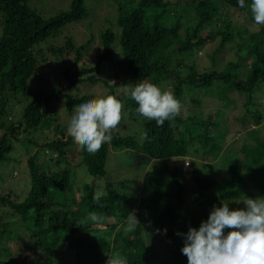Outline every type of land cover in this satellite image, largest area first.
<instances>
[{
    "label": "trees",
    "instance_id": "1",
    "mask_svg": "<svg viewBox=\"0 0 264 264\" xmlns=\"http://www.w3.org/2000/svg\"><path fill=\"white\" fill-rule=\"evenodd\" d=\"M27 1L0 0V117L5 114L4 91L13 94L22 90L29 97L19 122L0 123V129L4 130L0 136V161L11 150L6 132L10 131V136L17 140L19 130L28 134L48 122L50 103L58 101L59 97L64 100L67 113L89 98L71 96L57 89L46 93L44 89L34 90L26 85L38 64L44 60L41 51L35 52L34 46L55 35L63 26L84 18V0H71L66 12L46 21L25 6ZM133 1H136L134 7L126 12L117 6L115 25L119 29V57L114 59L110 49L115 34L104 30L99 35L102 53L97 56L95 64L91 68L81 67L75 72L64 69L62 78L68 84L87 82L92 85L98 79H93L91 74L97 73L99 66L106 63L122 89L126 85L144 81L155 85L166 82L181 104L186 95L191 98L194 94L192 102L199 107L201 101L195 98L199 89L210 90L214 87L216 93L222 88L228 93H243L245 113L239 120L243 124L249 115L252 127L246 132V142H241L238 153L229 151L221 160L218 158L220 134L210 133L219 126V120H211L209 116L204 120L193 117L182 119L178 115L158 127L155 121L139 116L136 112L138 105L122 91L116 98L125 101L129 119H140L142 142L137 144L133 137L121 136L112 130L111 143H104L98 152L90 154L67 135L68 124L53 127L58 137L40 148L53 153L57 159L50 156L37 163L35 154L27 160L29 187L21 201H13L9 193L0 195V207L11 212L7 219L0 215V264H10L9 258L21 248L24 263L19 264H54L52 261L59 260L64 253L71 255L72 264H106V253L113 252L125 256L128 264H188L187 257L181 252L184 241L172 233L179 225L181 234H186L192 227L190 222H181L185 189L176 176L169 178L173 185L171 194L160 192L162 189H151L137 201L132 193L117 191L112 184L96 199L94 196L97 195L92 194L86 185L75 195L60 197L75 175L74 170L67 169L65 161L66 151L75 146L79 148L75 167L80 168L84 175L102 178L109 150L123 152L129 159L128 168L141 169L153 161L191 156L188 150L196 143L203 150V157L217 158L215 173L221 175L220 179L215 180V177H204L200 171L191 169L190 180L199 193L216 188L217 197L213 203L219 202L218 207L228 203L230 210L234 204V207L240 206L247 198H264V133L257 128L262 115L247 107L251 104L249 96L255 86L264 85V25L250 32L246 28L234 29L229 22H223L221 28L201 35L203 26L219 18L220 11L225 8L244 11L254 22L250 9L240 8L237 0H220L221 10H218L217 3L204 0L195 5V25L181 33L178 22L168 25L161 20L169 2ZM216 37H219L217 49L230 44L235 57L225 64L223 71L197 73L189 67V72L181 77L178 69L184 67L182 61L177 62L175 67L171 66L168 55H187L193 48L201 49ZM91 41L89 39L74 47L71 39L66 38L63 46L54 53L62 55L63 51L73 52L74 65L81 60V54L87 51ZM241 68L246 71L243 80L236 77L237 70ZM103 86L108 88L105 97L115 96L116 91L112 87ZM23 144L32 143L24 139ZM129 183L127 180L117 181V186L130 187L132 183ZM255 192L258 194L255 195ZM135 202L142 211L139 215L133 213ZM202 208H197L199 214L209 216V211ZM92 212L100 217L95 222L88 219ZM129 213L138 220L131 231L127 230L131 227L128 223ZM228 231L230 229H225V232ZM165 242L168 245H164L163 253H159V244ZM10 243L19 250L12 252ZM59 250L61 252L58 253Z\"/></svg>",
    "mask_w": 264,
    "mask_h": 264
},
{
    "label": "rangeland",
    "instance_id": "2",
    "mask_svg": "<svg viewBox=\"0 0 264 264\" xmlns=\"http://www.w3.org/2000/svg\"><path fill=\"white\" fill-rule=\"evenodd\" d=\"M71 0H29L25 3V6L39 16L43 21L54 17L55 15L66 12L69 8ZM170 3L167 9L163 12L161 20L168 25H172L178 22L181 33L186 29H191L196 23L195 17V5L204 0H166ZM211 3L218 4V10H221L220 0H207ZM127 2V3H126ZM130 2V3H129ZM136 1L133 0H84L83 7L86 16L78 22L69 23L58 30L55 35L47 37L45 40L39 42L34 46V50L41 51V58H44L43 62L38 64V68L33 76H31L26 85L30 89L39 90L44 89L46 93H49L53 89L61 90L64 94L71 96H87V101L92 99L104 98L108 90L106 84L112 87L115 92V97H119L120 92L123 89L118 85L117 80L112 77V70L109 65L102 63L99 66L98 72L91 74L94 81L92 85L87 82L80 84H68L65 81L61 73L64 69H68L70 72H75L81 67L91 68L96 61L97 56L102 53V48L99 42V35L104 30H110L115 34L114 40L111 44V54L114 59H117L120 55L118 40L119 29L115 25L117 17V8H121L123 12H126L130 8L134 7ZM129 3V4H128ZM251 0H245L246 7L250 5ZM118 6V7H117ZM219 18L204 25L201 30V35L205 32L214 31L222 27L223 22H229L230 26L234 29H247L250 32L256 31L261 25H256L248 14L241 10L225 8L220 11ZM179 37V36H178ZM69 38L72 41L74 47L84 44L91 39V43L87 47V51L81 54V60L73 65L74 55L73 52L63 51L62 55H57L55 50L62 47L65 39ZM219 37H216L212 42L206 43L201 49L193 48L187 55H168V60L172 67L176 66L177 62L183 64V68L178 69L181 77L189 72L192 68L197 73L202 71H215L220 72L225 68V64L234 60L233 51L230 44H226L221 49H217ZM217 49V50H216ZM190 67V68H189ZM245 72L242 68L237 70L236 77L239 80H243ZM162 91H170L171 86L166 82H161L157 85ZM68 88V89H67ZM214 87L209 89H199L195 94V98L200 100V106H196L194 102V94L191 98H186L184 103L181 104L180 116L182 119L186 117L196 118V120H204L206 116H209L211 120H219V126L216 129L211 130L210 133L220 134L219 143L221 149L218 154V158L221 160L227 156L229 151H235L236 153L241 142H246V132L251 130V122L249 115L246 116V121L240 123V117L245 113L244 108V94L239 92H231L223 90V88L216 93ZM206 92V93H205ZM2 97L5 99V114L0 117V123L15 124L19 122L24 106L29 102V97H26L24 92L18 91L16 93H9L4 91ZM250 105L247 106L250 110H255L262 115L260 126L257 127L262 133H264V85L257 84L252 90L250 96ZM85 101V102H87ZM84 102V103H85ZM123 105L122 119L119 125L113 129L121 136H131L137 144L142 142L141 137V122L140 119L135 121L129 119L128 109L125 107V101H121ZM48 122L41 124L34 131L24 134L17 132V140H14L10 136V131L6 132V140L11 145V150L4 154L0 161V195H6L9 193L11 199L15 202L21 201L25 192L29 187V178L26 168L27 160L36 154L37 163L46 160L48 157H57L49 152L43 151L40 147L44 144L50 143L52 140L58 137L53 131V127L57 125L68 124L73 114L67 113L64 108V100L59 97L58 101L53 100L50 103L47 111ZM4 133L3 129H0V136ZM20 133V134H19ZM16 135V134H15ZM28 139L32 144H23V140ZM196 153H193V151ZM191 156L184 158H171L165 160H158L149 163L144 168H132L129 167V159L123 152L109 150V155L106 164V171L102 178L89 177L81 173L80 168H76L78 163L77 146L66 151L65 161L68 164L67 169L69 171L74 170L75 175L71 178L67 189L61 194L60 197L72 196L77 194L83 185H86L92 194L102 193L104 189L112 184V187L117 191L125 192L134 196L137 201L141 196L146 194L151 189L161 190L165 194H171L173 187L172 182L169 181L171 175H175L180 185L185 189V204L183 208V214L181 222L184 224L192 225L191 228L200 227L201 223L207 221L208 215L203 216L199 214L200 210H197L203 206L204 210H213V207L218 203H213L216 197V188H210L206 191L199 193L192 181L190 180L189 171L196 169L202 173V176H212L215 180L220 179L221 175L215 173V169L218 164L217 158L203 157V150L199 148L198 144H194L189 150ZM231 153V152H230ZM184 163H188L185 167ZM127 180L132 183L130 187L124 186L121 188L117 186V181ZM129 183V184H131ZM127 184V185H129ZM134 191V192H133ZM255 195L258 193L255 192ZM223 200L220 201L222 204ZM202 204V205H200ZM236 205V204H234ZM231 207V210L243 209L245 205L243 202L240 206ZM230 206V205H229ZM230 208V207H229ZM10 211L0 207V215H4L7 219L10 217ZM133 213L139 215L142 213L137 207V203L133 204ZM180 226V225H179ZM179 226L173 230L174 236L179 233ZM227 232H225V235ZM182 241L184 237L177 235ZM31 241V239H28ZM158 244V242H157ZM15 244L10 243V250H19ZM164 245H168L167 242L159 244V253H163ZM157 246V245H156ZM156 248V247H155ZM161 248V249H160ZM61 250L58 251V253ZM22 248L9 258L10 264L24 263L22 261L23 256ZM54 264H72L71 255L64 253L61 254L59 260H53ZM25 264H28L25 262ZM32 264V263H31Z\"/></svg>",
    "mask_w": 264,
    "mask_h": 264
},
{
    "label": "clouds",
    "instance_id": "3",
    "mask_svg": "<svg viewBox=\"0 0 264 264\" xmlns=\"http://www.w3.org/2000/svg\"><path fill=\"white\" fill-rule=\"evenodd\" d=\"M237 2L240 8L246 7L245 0ZM247 7L255 24L264 25V0H251ZM123 91L138 105L137 114L155 121L158 127L181 112V102L172 92L150 82L126 85ZM122 109L121 101L113 95L79 104L73 109L66 133L80 148L95 154L104 143H111V132L121 121ZM243 204L245 207L237 210H230L228 203L214 206L198 230L177 233L184 237L181 252L188 264H264V198H247ZM99 218L95 212L88 217L94 222ZM128 223V231L138 224L134 214L129 213ZM225 229H230L226 235ZM106 255V264H128L119 252Z\"/></svg>",
    "mask_w": 264,
    "mask_h": 264
},
{
    "label": "built area",
    "instance_id": "4",
    "mask_svg": "<svg viewBox=\"0 0 264 264\" xmlns=\"http://www.w3.org/2000/svg\"><path fill=\"white\" fill-rule=\"evenodd\" d=\"M184 166H187V163H184Z\"/></svg>",
    "mask_w": 264,
    "mask_h": 264
}]
</instances>
